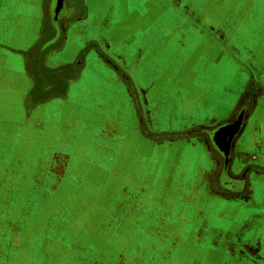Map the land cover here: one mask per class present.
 <instances>
[{
	"label": "crops",
	"instance_id": "crops-1",
	"mask_svg": "<svg viewBox=\"0 0 264 264\" xmlns=\"http://www.w3.org/2000/svg\"><path fill=\"white\" fill-rule=\"evenodd\" d=\"M132 1L0 0V155L118 262L260 264L264 0Z\"/></svg>",
	"mask_w": 264,
	"mask_h": 264
},
{
	"label": "rangeland",
	"instance_id": "rangeland-1",
	"mask_svg": "<svg viewBox=\"0 0 264 264\" xmlns=\"http://www.w3.org/2000/svg\"><path fill=\"white\" fill-rule=\"evenodd\" d=\"M142 1L149 3L151 0ZM215 97L219 100L228 99L222 98L218 92ZM34 166V160L25 156L0 155V264H52L46 259V253L58 258L66 246H71L74 264H117L118 260L109 250L80 245L81 239H92L89 234L82 232L81 219L72 222L62 217H47L56 211L57 215L64 214L67 203L35 201L53 193L55 195L57 189L60 194L63 189L40 185L46 181V172L34 170ZM40 166L43 167V164ZM77 206L73 210L80 213L81 204ZM68 207L71 208V205ZM70 236L77 239L71 241ZM197 254L199 258L200 254L205 255L206 252ZM191 256L193 253L183 252L184 261L191 259ZM44 260L48 262L44 263ZM118 264H125V261L120 259Z\"/></svg>",
	"mask_w": 264,
	"mask_h": 264
},
{
	"label": "flooded vegetation",
	"instance_id": "flooded-vegetation-1",
	"mask_svg": "<svg viewBox=\"0 0 264 264\" xmlns=\"http://www.w3.org/2000/svg\"><path fill=\"white\" fill-rule=\"evenodd\" d=\"M223 160V162H225L224 161V159H222ZM222 179V178H221ZM217 183L218 184H221V183H224V181H220L219 182V180L217 181H215V184L217 185ZM221 187L222 186H220V188L219 189H221ZM224 189V188H223ZM262 212H264V211H262ZM263 222V224H264V219L262 220ZM263 230H264V227H263ZM260 233H264V231L262 232H260ZM260 238H261V242L263 243V245H264V234L262 235V234H260ZM231 253H233V252H231ZM234 253H239L238 251H235ZM229 254H230V252H229ZM239 254H241V253H239ZM249 254L251 255V256H258L259 258H260V264H264V249L263 250H261L260 252H254V251H252V252H249Z\"/></svg>",
	"mask_w": 264,
	"mask_h": 264
},
{
	"label": "water",
	"instance_id": "water-1",
	"mask_svg": "<svg viewBox=\"0 0 264 264\" xmlns=\"http://www.w3.org/2000/svg\"><path fill=\"white\" fill-rule=\"evenodd\" d=\"M62 0H54L55 2V6L59 5L61 3ZM56 9V8H55Z\"/></svg>",
	"mask_w": 264,
	"mask_h": 264
}]
</instances>
